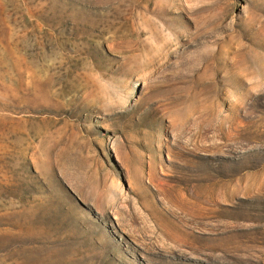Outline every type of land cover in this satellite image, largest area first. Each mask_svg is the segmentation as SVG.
I'll return each instance as SVG.
<instances>
[{
	"label": "rangeland",
	"instance_id": "1",
	"mask_svg": "<svg viewBox=\"0 0 264 264\" xmlns=\"http://www.w3.org/2000/svg\"><path fill=\"white\" fill-rule=\"evenodd\" d=\"M0 264H264V0H0Z\"/></svg>",
	"mask_w": 264,
	"mask_h": 264
},
{
	"label": "bare ground",
	"instance_id": "2",
	"mask_svg": "<svg viewBox=\"0 0 264 264\" xmlns=\"http://www.w3.org/2000/svg\"><path fill=\"white\" fill-rule=\"evenodd\" d=\"M103 189V188H102Z\"/></svg>",
	"mask_w": 264,
	"mask_h": 264
}]
</instances>
